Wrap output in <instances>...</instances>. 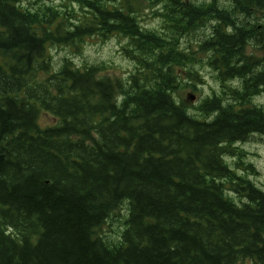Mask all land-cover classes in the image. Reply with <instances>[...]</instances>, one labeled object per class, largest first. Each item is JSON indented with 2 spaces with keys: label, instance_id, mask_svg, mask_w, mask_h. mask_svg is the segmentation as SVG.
Listing matches in <instances>:
<instances>
[{
  "label": "trees",
  "instance_id": "obj_1",
  "mask_svg": "<svg viewBox=\"0 0 264 264\" xmlns=\"http://www.w3.org/2000/svg\"><path fill=\"white\" fill-rule=\"evenodd\" d=\"M50 1L0 0V264H264V190L238 145L264 134V0ZM200 30L221 91L192 112L179 43ZM96 36L127 41L134 70L55 68L50 49Z\"/></svg>",
  "mask_w": 264,
  "mask_h": 264
},
{
  "label": "rangeland",
  "instance_id": "obj_2",
  "mask_svg": "<svg viewBox=\"0 0 264 264\" xmlns=\"http://www.w3.org/2000/svg\"><path fill=\"white\" fill-rule=\"evenodd\" d=\"M198 3L207 0H188ZM54 5L59 6L64 4L62 1L51 0ZM224 4H229V0H221ZM144 7L140 12V22L148 29H157L165 32L163 29L164 21L158 12L161 6L152 7L147 1H144ZM77 12H82L76 5L74 6ZM62 9L66 10L65 7ZM203 36V30L186 35L182 37L179 48L185 53L192 56L194 59L192 65L182 66V70L178 71L182 79V86L178 89L176 97L178 101H183L195 112V108L206 97L218 94L221 91L220 83L216 80V73L204 62L205 55L198 51L197 44ZM127 41L118 37L112 36L104 37H89L83 43L79 42L71 46L53 47L50 49V54L53 56V63L56 69L65 58H70L75 64L79 66L85 65H104L106 74L114 77H126L129 72L134 70V63L129 59L123 51ZM192 71L198 74L199 80L188 77V72ZM195 85L196 89L191 88L190 85ZM189 94L195 96L194 100L189 99ZM255 103L264 108V93L258 95L254 99ZM57 123V119L50 112L42 110L40 114V124L45 126ZM242 147L245 155L242 157L244 164L248 162L254 166V171H251V179L264 190V134H256L251 136L248 140L238 143ZM127 203H123L122 207L114 212L102 225L99 232L105 240L112 244L118 243L119 235L125 227V215L127 214ZM115 240V241H114Z\"/></svg>",
  "mask_w": 264,
  "mask_h": 264
},
{
  "label": "water",
  "instance_id": "obj_3",
  "mask_svg": "<svg viewBox=\"0 0 264 264\" xmlns=\"http://www.w3.org/2000/svg\"><path fill=\"white\" fill-rule=\"evenodd\" d=\"M188 97H189V99H190V100H194V99H195V96H194V95H192V94H189V96H188Z\"/></svg>",
  "mask_w": 264,
  "mask_h": 264
}]
</instances>
